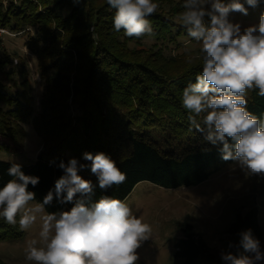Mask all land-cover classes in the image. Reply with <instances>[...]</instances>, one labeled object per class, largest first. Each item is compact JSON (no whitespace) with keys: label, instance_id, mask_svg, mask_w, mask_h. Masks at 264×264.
Returning <instances> with one entry per match:
<instances>
[{"label":"trees","instance_id":"1","mask_svg":"<svg viewBox=\"0 0 264 264\" xmlns=\"http://www.w3.org/2000/svg\"><path fill=\"white\" fill-rule=\"evenodd\" d=\"M184 3L181 0L169 13L157 10L146 17L153 33L136 38L114 29L116 10L107 0H0V28L13 33L33 30L29 48L44 92L41 111L35 116L27 69L22 64L9 67L6 58L0 59V137L7 140L0 142V151L19 152L25 139L23 126L29 123L44 144L29 165L0 160V187L13 179L8 168L19 164L25 175L39 177L29 191L35 193L32 201L42 204L64 175L60 163L67 165L75 158L78 175L91 181L92 192L76 193L71 202L63 203L54 194L44 211L59 213L80 201L89 207L102 197L123 201L143 181L163 189L194 187L216 174L220 164L231 162L222 159V144L213 145L206 131L190 124L189 116L194 114L182 104L183 89L195 83L203 62L174 73L170 66L178 60L164 57L159 50L148 52L143 60L129 59L137 53L127 48L130 41L174 42L187 34L181 21ZM244 96L247 110L264 121V96L259 89L254 86ZM68 102L80 112L73 126ZM204 115L196 117L201 126ZM85 152L108 155L125 174V181L100 188L91 161L83 159ZM258 214L257 207H250L237 212L228 225L234 254L248 255L239 247V233L249 229L264 251ZM21 235L18 221L15 225L0 221V241ZM174 251L180 264H223L189 224L182 228Z\"/></svg>","mask_w":264,"mask_h":264},{"label":"clouds","instance_id":"2","mask_svg":"<svg viewBox=\"0 0 264 264\" xmlns=\"http://www.w3.org/2000/svg\"><path fill=\"white\" fill-rule=\"evenodd\" d=\"M208 3L210 9L205 7ZM246 3L255 7L258 0ZM107 4L116 10V31L123 29L127 37L136 38L153 33L146 19L159 7L153 0H107ZM183 7L182 24L188 36L200 43L203 53L201 73L195 76V83L183 89V107L194 114L189 122L197 131H206V139L213 145L222 144L223 160L237 161L242 170L264 177V121L247 110L244 96L254 86L264 96V14L258 25L241 31L239 24L228 19L231 12L248 14L239 0L227 5L221 0H185ZM205 16L210 18L207 24ZM202 113H206L203 126L196 119ZM83 159L91 161V172L102 189L126 179L115 161L103 152H85ZM59 167L64 175L55 181L54 193L50 190L42 204L28 207L35 198L29 185L36 186L39 177L25 175L21 165L13 163L7 170L13 179L0 187V218L15 225L22 213L19 227L26 230L36 222L37 214L44 212V206L51 204L54 194L63 203L71 202L76 193L92 192L91 181L78 175L77 159H70L67 165L61 162ZM41 220L43 246L36 247L33 241L26 252V259L35 264H137V249L152 234L151 226L117 198L102 197L91 207L80 201L70 211L48 213ZM239 236V247L248 255L222 252L225 264L264 262V251L251 230Z\"/></svg>","mask_w":264,"mask_h":264},{"label":"rangeland","instance_id":"3","mask_svg":"<svg viewBox=\"0 0 264 264\" xmlns=\"http://www.w3.org/2000/svg\"><path fill=\"white\" fill-rule=\"evenodd\" d=\"M181 0H153L159 5L158 11L170 12ZM232 0H221L225 5ZM248 10L244 15L240 12H231L229 21L239 24L241 31L250 26L259 24L260 16L264 14V0H258L255 7L247 5L246 0H239ZM5 6V1L2 2ZM210 3L205 7L210 9ZM157 12V11H156ZM178 19V18H177ZM179 20V19H178ZM205 23L210 18L205 16ZM0 59L6 58L8 66L24 65L28 71V79L33 97L34 115L41 111V96L43 92L42 80L37 69V60L29 48L32 29L13 33L0 28ZM175 43V44H173ZM151 46H154L152 49ZM127 48L135 51L129 59L143 60L151 51H160L164 57L178 60L170 67L177 72L190 64L203 62V53L200 52V43L187 34L177 38L174 42L147 38L141 42H128ZM17 63V64H16ZM8 67V68H9ZM172 73V72H170ZM80 112L68 102V116L71 126ZM25 139L19 152L0 151V160L18 162L24 165L31 164L36 155L43 148V141L34 131L32 124L23 126ZM0 142L7 140L0 137ZM220 170L201 184L190 188L163 189L149 182L138 183L123 200L132 210L133 215L142 219L152 228L151 237L137 249V264H180L174 257V244L181 237V230L185 225L192 226L206 245L221 259L222 252L231 251L229 237L226 233L228 225L237 212H245L250 207H257L259 225L264 240V177L251 175L239 166L237 161L220 164ZM38 203L30 201L28 207ZM28 229L22 230L21 237L7 242L0 241V261L3 264H35L26 259V252L35 241L36 247H42L40 238L42 230L41 216ZM21 214H18V224ZM0 221H4L0 218Z\"/></svg>","mask_w":264,"mask_h":264},{"label":"built area","instance_id":"4","mask_svg":"<svg viewBox=\"0 0 264 264\" xmlns=\"http://www.w3.org/2000/svg\"><path fill=\"white\" fill-rule=\"evenodd\" d=\"M0 32L2 33L3 31H2V30H0Z\"/></svg>","mask_w":264,"mask_h":264}]
</instances>
